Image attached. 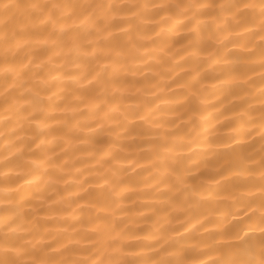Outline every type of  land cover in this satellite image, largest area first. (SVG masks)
Masks as SVG:
<instances>
[{"label":"clouds","instance_id":"clouds-1","mask_svg":"<svg viewBox=\"0 0 264 264\" xmlns=\"http://www.w3.org/2000/svg\"><path fill=\"white\" fill-rule=\"evenodd\" d=\"M0 264H264V0H0Z\"/></svg>","mask_w":264,"mask_h":264},{"label":"bare ground","instance_id":"bare-ground-1","mask_svg":"<svg viewBox=\"0 0 264 264\" xmlns=\"http://www.w3.org/2000/svg\"><path fill=\"white\" fill-rule=\"evenodd\" d=\"M178 62H179V63H184L182 60H179V59H178ZM184 68H185V69L189 68V65H188V64H184ZM180 79H181V81H182L184 78H183V77H180ZM230 115H231V114H230ZM145 211H146V210H145Z\"/></svg>","mask_w":264,"mask_h":264}]
</instances>
